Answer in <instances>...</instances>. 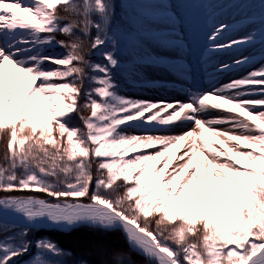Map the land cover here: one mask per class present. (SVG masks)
Segmentation results:
<instances>
[{
  "label": "snow or ice",
  "instance_id": "obj_1",
  "mask_svg": "<svg viewBox=\"0 0 264 264\" xmlns=\"http://www.w3.org/2000/svg\"><path fill=\"white\" fill-rule=\"evenodd\" d=\"M119 7L116 0H0V140H6L0 232L19 227L7 217L23 222L22 237L30 229H120L149 264H264V110H253L264 109V99L248 98L264 96V64L221 87L190 90L187 102L127 98L116 79L122 46L136 54L147 41L168 45L174 31L162 29L174 30L177 20L163 0L127 4L126 21L117 20ZM61 9L81 19L62 26ZM250 19L258 20L264 45V0ZM232 27L212 25L209 61L257 42L256 33L225 40ZM77 29L91 41L89 54L105 62L86 59ZM57 33L73 39L56 41ZM56 44L67 53L44 54ZM252 62L245 56L213 67L225 73ZM210 108L232 115L202 119ZM71 113L80 115L83 129L70 126ZM175 122L192 127L177 135H136L122 128L171 131ZM140 149L156 151L130 155ZM174 160L179 162L169 171ZM15 241L0 240V264H15L28 252L30 242ZM35 246L33 264H59L47 257L67 254L50 239L39 238ZM118 261L123 264V257Z\"/></svg>",
  "mask_w": 264,
  "mask_h": 264
},
{
  "label": "rangeland",
  "instance_id": "obj_2",
  "mask_svg": "<svg viewBox=\"0 0 264 264\" xmlns=\"http://www.w3.org/2000/svg\"><path fill=\"white\" fill-rule=\"evenodd\" d=\"M154 2H158V0H122L121 6L123 10L126 11L127 4L148 5ZM163 2L167 3L172 14L180 20L181 23L179 28L181 31L163 28L162 30L164 31H174V36L171 38L172 43L160 45L156 41H147L144 49L142 51L138 50L136 54L133 53L130 47L122 46L120 55H126L130 59L134 58L135 60L133 62L134 65L123 67L120 72L116 73V76H121L126 80L125 83L120 85V94L130 99L149 100L152 102H155V98L157 99L160 94L167 97V102H173L175 98L181 96L179 101L187 102L190 90L205 91L213 87H221L223 84L231 82L233 79L244 78L249 71L259 68L264 64V59H262V57H264V45L260 43L244 51H232L226 55L214 56L209 61V53L207 51L209 42L206 39L209 32L212 31L213 24L219 25L220 22H224L233 26L225 34V40L233 37L242 38L249 33H256V39L260 40L258 32L260 25L258 20L250 19L253 13L258 12L260 0H163ZM235 3L252 5L253 7H228V5ZM173 5H175V7H173ZM208 5H213V7L209 8ZM217 5H225V7H218ZM121 17L123 21L127 20L125 12H123ZM153 30L161 29L154 25ZM175 43L179 44V49L173 48ZM44 54L47 55L46 50H44ZM149 56L153 58L158 56L159 63H152ZM245 56L253 57L252 64L250 66L233 67L230 71V75V72L218 73L213 67V65H219L227 60H231L230 64H232L236 58L242 59ZM176 61L186 65V68L182 70V72L170 68L177 65L173 64ZM45 66L57 67L51 64ZM155 73H163V75L165 74L166 76L175 74L177 79H185V82L178 81V86H176L177 89L175 91H170L168 90L170 86L167 84H159L157 81H147L148 76ZM160 78L162 79V77ZM250 87H252L254 91L259 90L258 86ZM248 98L259 99L258 95H253ZM230 115L232 114H229L226 110L210 108L207 113L201 114V118L209 120L214 118H227ZM129 123L139 125L140 121H132ZM178 123L180 122H175L171 126V131L161 130L158 132L153 131V133L147 131V129L151 128V125H143L139 128H131L129 125H124L122 128L129 134L136 135L154 134L156 132L157 135H177L182 134V131H187L185 130L186 128L182 129V125H178ZM215 127L221 131H229L231 129L230 125H216ZM234 134L239 133L235 132ZM213 138L216 137H211V139ZM216 146L218 147V145ZM182 151V149H174L177 155L182 154ZM141 152L152 153L153 151L149 149H140L137 153H132L130 155L139 154ZM159 163L162 164L163 160ZM173 163H176L175 160ZM172 168L173 167L170 166L168 170L171 171ZM79 245L88 247L90 252H86V255L94 254L100 261L116 260L111 256L108 242L94 245L91 241H87ZM47 258L51 260L56 259L54 257Z\"/></svg>",
  "mask_w": 264,
  "mask_h": 264
},
{
  "label": "trees",
  "instance_id": "obj_3",
  "mask_svg": "<svg viewBox=\"0 0 264 264\" xmlns=\"http://www.w3.org/2000/svg\"><path fill=\"white\" fill-rule=\"evenodd\" d=\"M59 15L63 18L61 20L62 26L71 20L81 19L80 17L71 15L68 12L63 11L62 9L60 10ZM76 35L80 36L81 39L84 41L86 59H89L92 62L97 63L98 59L94 56V51L89 54L91 41L88 38L83 37L79 29L76 30ZM91 35L92 37L96 35L95 29L92 30ZM58 39L59 41H65V43H70L73 38L59 34ZM63 50L66 53L68 51L67 48H63ZM87 86L88 85L86 82L85 87ZM81 103H83V100H81ZM81 114L85 116L89 115L87 111H82ZM70 126L80 127L81 129H83V124L82 121L80 120L79 114L75 113L74 116H71ZM5 151H6V140H0V164H3L5 162L4 161ZM92 172L94 178L98 176L95 164H93ZM120 191L122 192V190ZM12 195H24V194L12 193ZM152 227L153 230H155L154 223ZM20 232H21L20 229H13L12 231L2 232L3 236H1L0 240H4L8 236H14L16 237L15 242L19 244L21 241L24 240L31 243L32 240H35L36 242V240L39 238L50 239L51 241L56 243L60 248L65 250V252L67 253L65 256L56 257L55 261H58L59 264H120V262L118 261V257H123V264H129V260L132 262V264H149V262L144 257L137 254L129 247L124 235L120 231L108 232V231L93 229L89 227H81L75 229L70 233H63L59 231H41L33 235V232L29 230L28 235L26 237L20 236L19 235ZM87 241H91L94 245L105 244L106 242H108L111 256L114 257V259L116 260L100 261L97 257L94 256V254L86 255V252H90V249L88 247L80 246L79 244ZM38 254H39V250L34 245L29 253L24 254L22 256L18 264H31Z\"/></svg>",
  "mask_w": 264,
  "mask_h": 264
},
{
  "label": "bare ground",
  "instance_id": "obj_4",
  "mask_svg": "<svg viewBox=\"0 0 264 264\" xmlns=\"http://www.w3.org/2000/svg\"><path fill=\"white\" fill-rule=\"evenodd\" d=\"M177 24H179V22L177 23ZM172 38V37H171ZM256 43H255V45L254 46H256V45H258L259 44V40L258 39H256ZM171 47H172V45H171ZM179 44H177V43H175L174 44V46H173V48L174 49H179ZM250 47H253V46H250ZM247 48H249V47H247ZM247 48H245V49H243L242 51H244V50H246ZM227 53H218V54H216L215 56H217V55H226ZM121 57V61H122V64L123 65H127L128 63H129V61H130V59L128 58V57H125V56H120ZM228 61V62H227ZM226 62L227 63H230L231 62V60H227ZM231 74V72L229 73V75ZM159 76H161V77H164V79H168L167 81L169 82V85H171V86H173L172 88H171V90H173V89H175L176 88V84L175 83H171V81H172V77H169V76H166L165 74L163 75V73H160L159 75H157V76H155V75H150L149 76V80H155V81H159L158 80V77ZM116 79H117V82L119 83V84H122L123 82H124V79L121 77V76H116ZM162 84V83H161ZM258 87H260V86H258ZM258 97H259V99H264V96H259L258 95ZM159 101H167V97L165 96V95H161L160 94V96L156 99L155 98V102H159ZM173 102H175V101H173ZM254 110H257V109H254ZM171 111V110H170ZM165 115H167V113H165ZM178 125H180V123H178ZM192 127V125L191 124H188V126H187V124H184V125H182V129H184V128H186L185 130H189L190 128ZM154 132H155V130H154ZM182 132H184V131H182ZM154 134H157V132L156 133H154ZM213 139H217V138H213ZM218 147H219V145H218ZM149 150H152L153 152H155L156 151V149H149ZM181 153H183V151L181 152ZM175 162L177 163V162H179V161H176L175 160ZM176 163L174 164H172L171 166L172 167H175L176 166ZM7 219H8V221L11 223V222H13V221H15V223H17V224H20V225H23V222L22 221H19V220H16L14 217H7ZM47 229V228H46Z\"/></svg>",
  "mask_w": 264,
  "mask_h": 264
},
{
  "label": "water",
  "instance_id": "obj_5",
  "mask_svg": "<svg viewBox=\"0 0 264 264\" xmlns=\"http://www.w3.org/2000/svg\"><path fill=\"white\" fill-rule=\"evenodd\" d=\"M19 227H24V226H21V225H19ZM65 232H68V231H65ZM125 235V234H124ZM126 237V236H125Z\"/></svg>",
  "mask_w": 264,
  "mask_h": 264
}]
</instances>
